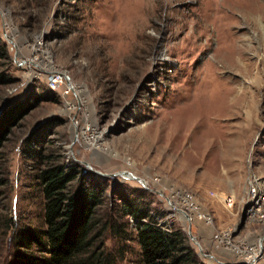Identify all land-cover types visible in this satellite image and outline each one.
I'll use <instances>...</instances> for the list:
<instances>
[{
    "label": "rangeland",
    "instance_id": "rangeland-1",
    "mask_svg": "<svg viewBox=\"0 0 264 264\" xmlns=\"http://www.w3.org/2000/svg\"><path fill=\"white\" fill-rule=\"evenodd\" d=\"M0 43V115L27 94L39 99L0 152V264L47 257L42 147L27 142L46 127L40 140L67 165L139 193L160 226L188 237L191 228L206 264H244L216 246L227 230L237 246L262 239L264 253V231L246 223L254 177L264 195V0H0ZM51 67L77 97L50 90ZM122 172L146 187L111 177ZM182 192L214 224L188 223L175 209ZM121 222L126 240L106 237L114 264H144L137 222ZM23 235L32 240L22 245Z\"/></svg>",
    "mask_w": 264,
    "mask_h": 264
},
{
    "label": "trees",
    "instance_id": "trees-1",
    "mask_svg": "<svg viewBox=\"0 0 264 264\" xmlns=\"http://www.w3.org/2000/svg\"><path fill=\"white\" fill-rule=\"evenodd\" d=\"M0 47V56H5L1 49L7 51L6 46L0 43ZM37 99L27 94L1 113L0 152L14 127L39 102ZM47 129L27 140L33 149L42 147L34 152V157L40 165L37 179L44 198L43 240L47 247V257L29 259L30 264H114L106 237L112 233L126 240L129 222L126 225L121 221L127 218L137 222L135 229L144 264H206L182 230L156 222L139 193L125 194L117 186L111 187L110 180L88 176L79 166L67 165L61 148L40 140ZM35 237L41 245L40 237ZM28 239L32 240V236L23 235L22 245ZM123 253L124 250L120 255Z\"/></svg>",
    "mask_w": 264,
    "mask_h": 264
},
{
    "label": "built area",
    "instance_id": "built-area-1",
    "mask_svg": "<svg viewBox=\"0 0 264 264\" xmlns=\"http://www.w3.org/2000/svg\"><path fill=\"white\" fill-rule=\"evenodd\" d=\"M47 85L52 91L62 90L64 97L76 96L78 94V87L70 77V75L63 70L51 67L46 76ZM249 187L248 208L246 213V223L257 225L264 231V195L259 191V180L254 177ZM175 198H180L183 209L176 208L179 212L184 211L189 216L188 223H193L195 219L205 222L207 225L214 224V219L210 214L199 213L196 207V200L190 193H176ZM226 207L232 208L235 204L234 199L227 196L223 200L219 195H215ZM196 211L198 213H196ZM196 213V215L194 214ZM236 231L227 230L220 232L215 236V243L218 249L225 248V250L234 251L236 254L244 256V264H260L264 260L262 239L258 240V244L251 246L242 243V246L234 245L232 242ZM263 233V232H262Z\"/></svg>",
    "mask_w": 264,
    "mask_h": 264
},
{
    "label": "water",
    "instance_id": "water-1",
    "mask_svg": "<svg viewBox=\"0 0 264 264\" xmlns=\"http://www.w3.org/2000/svg\"><path fill=\"white\" fill-rule=\"evenodd\" d=\"M116 176H122L124 179H134V180H137L138 182H140L143 186L146 187V181H144L143 179L139 178V177H136L134 175H132L131 173H128V172H122L120 174H116V175H112L111 177H116ZM187 220H189V216L187 214H185ZM188 235L190 237V239L195 242V244L199 247L201 253L203 252V249L200 245V243L196 240V237L193 236L192 232H191V228L188 229ZM207 258H210V259H214V257L212 255H205Z\"/></svg>",
    "mask_w": 264,
    "mask_h": 264
},
{
    "label": "crops",
    "instance_id": "crops-1",
    "mask_svg": "<svg viewBox=\"0 0 264 264\" xmlns=\"http://www.w3.org/2000/svg\"><path fill=\"white\" fill-rule=\"evenodd\" d=\"M257 236H258V234H257ZM257 236H256V237H257Z\"/></svg>",
    "mask_w": 264,
    "mask_h": 264
},
{
    "label": "bare ground",
    "instance_id": "bare-ground-1",
    "mask_svg": "<svg viewBox=\"0 0 264 264\" xmlns=\"http://www.w3.org/2000/svg\"><path fill=\"white\" fill-rule=\"evenodd\" d=\"M226 98V97H225ZM227 104V103H226Z\"/></svg>",
    "mask_w": 264,
    "mask_h": 264
}]
</instances>
